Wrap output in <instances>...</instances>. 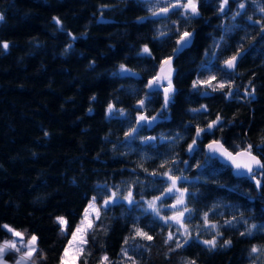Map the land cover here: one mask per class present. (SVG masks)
Here are the masks:
<instances>
[{"label": "trees", "instance_id": "trees-1", "mask_svg": "<svg viewBox=\"0 0 264 264\" xmlns=\"http://www.w3.org/2000/svg\"><path fill=\"white\" fill-rule=\"evenodd\" d=\"M240 2L246 8L233 21ZM219 3L201 0L200 16L185 23L179 15L170 14V19L151 16L145 0H0L4 16L0 42L10 45L7 51L0 48V241L13 239L2 227L10 224L25 237L34 234L39 238L37 246L43 255L36 253L37 264H60L91 198L96 196L100 204L109 194L98 185L119 186L121 196L132 186L141 205L120 201L102 209L101 219L88 232L78 264H100L105 254L112 264H131L122 248L138 264H185L189 260L196 264H264V256L256 259L249 254L253 245H264V231L241 236L247 225L223 224L233 216L239 221L243 214L248 224L264 225V177H256L262 182L258 189L249 178L234 176L230 166L217 158L205 163L204 149L214 139L231 151L251 143L254 154L264 160L255 147L264 144V31L248 19L264 20L259 11L264 0H229L224 13L219 12ZM54 17L63 22V30ZM173 21L180 31L194 33L190 46L172 61L176 95L162 117L139 132V139H128L124 134L140 114L137 101L150 91L145 87L147 81L176 48ZM158 29L169 32L171 38L157 39ZM217 42L223 45L222 52L214 48ZM145 44L152 50L151 57L140 55ZM241 46L244 55L236 69H224L223 60ZM214 51L218 59L212 58ZM121 64L137 75L121 74ZM211 74L217 81H233L232 96L226 95L228 88L192 87L198 77ZM252 87L255 93L246 98L245 89ZM109 103L125 109L127 119L109 116ZM162 104L161 91L146 101V114L160 113ZM202 105L206 111H190ZM217 115L223 118L222 129L202 134L197 150L189 153L196 127H205ZM144 137L157 139L145 144ZM172 137H177L175 142ZM173 159L176 164H171ZM166 160L169 164L161 168ZM168 167L173 175L188 177L179 186L195 193L188 198V207L196 210L192 221L201 226L200 236L197 239L192 232L183 248L164 242L176 225L169 228L150 210H143L144 202L161 195L167 186L151 173ZM172 201L164 199L163 204ZM213 205L220 206L216 212L210 211ZM206 211L223 233L213 250L200 242L213 235L202 227ZM163 215H169L167 210ZM57 217L67 220L66 231H61ZM117 223L126 231L116 251L111 235ZM134 225L153 240H132ZM177 239L183 243L179 234ZM225 239L232 244L220 247ZM5 258L14 261L12 254Z\"/></svg>", "mask_w": 264, "mask_h": 264}, {"label": "snow or ice", "instance_id": "snow-or-ice-1", "mask_svg": "<svg viewBox=\"0 0 264 264\" xmlns=\"http://www.w3.org/2000/svg\"><path fill=\"white\" fill-rule=\"evenodd\" d=\"M207 3V0H204ZM145 3L149 4V11L151 16L160 17L164 19H170V14L179 15L185 23H188L191 19H194L200 16V4L201 0H145ZM229 4V0H220L218 5V10L220 13H224ZM163 5V6H161ZM240 11L236 12L232 19L235 21L236 16L241 15L243 10L246 8L245 2H240L238 5ZM259 11L264 13V7H260ZM246 14V13H245ZM57 26L63 30V22L59 17L53 18ZM141 20L146 19V17L140 18ZM253 24H259L261 31H264V20L254 21L251 17L248 18ZM4 20V16L0 13V22ZM173 29L178 34V38L176 40V48L173 49V53L171 56H168L161 60L159 64V71L154 75L151 79H149L145 85L147 89L150 91L145 93L144 98L139 99L137 101V111L140 113L135 118L134 121H131L135 124L134 127H130L127 132H125V137L131 140L139 139V132L145 127H152L154 123L158 120V118L162 117L164 111L168 109L170 103H172L177 89L173 84V73L175 69L172 67V61L175 55L181 51L183 48L187 47L193 37V32L188 30L180 31L178 22L173 21ZM236 27V25H233ZM232 28H226L225 31H231ZM71 35V34H69ZM75 39V37H72ZM160 38H171L170 33L162 30H157V39ZM223 37H221V41H223ZM8 42H0V48L7 51L9 48ZM71 47V45H69ZM214 48L217 51L222 52L224 50L223 45L220 42H217L214 45ZM243 52L242 46L237 49V51L223 60L224 69L233 71L237 67V62L240 59ZM207 54V53H206ZM140 55L151 57L152 50L149 48L147 44H145L140 51ZM213 59H218L216 52L212 53ZM119 70L121 74H132L137 75L132 69L128 68L126 65L121 64L119 66ZM217 81V76L215 74H211L207 76L205 79H200L199 77L193 81L192 87L194 89H198L200 87L211 88L212 91H222L225 88H228L229 91L226 93L227 96H232L231 88L233 86V81L228 80H220L217 83H213ZM251 83V81L249 82ZM162 91L163 94V104L160 113L156 115L149 116L147 115V107L146 101H150L151 96L158 94ZM255 93V87H252L251 91L245 89V97H251ZM95 99V97H93ZM201 110L206 111L207 106L202 105L200 109H190L192 112H200ZM91 111V109H89ZM107 114L109 116H119L121 118L127 119V112L125 109L120 108L117 109L114 103H109L107 107ZM222 117L217 115L215 120H212L206 124L205 127H196L195 137L192 139V143L188 145L187 151L192 153L197 150L198 138L205 133H211L214 129L220 130L222 129ZM47 135V133H45ZM182 138V137H180ZM156 137H144L143 142L145 144H150L153 141H156ZM161 139H168L165 137H161ZM177 137H172L171 140L175 142ZM257 150H259L262 154H264V144L255 146ZM208 153L206 154L205 163L209 160H213L216 158H223L226 162H229L232 167L237 171V175H247L250 176L254 182L256 187L259 189L262 186V182L260 179H257V176L264 177V160H261L260 157L254 154V145L249 143L246 144L243 148H239V150L233 152L230 151L224 144L217 139L212 140L207 145ZM177 161L173 159L171 164H176ZM186 163V162H184ZM169 164V161H164L160 167L165 168L166 165ZM142 166V165H141ZM203 165L197 164L196 167H202ZM146 170V169H145ZM178 170V169H177ZM147 171V170H146ZM173 169L168 167L167 170L163 172H152L151 175L159 176L165 180L168 184V187L165 188L161 195L154 196L152 199L144 202L146 205L144 207V212H148L149 210L153 214L154 218L159 221H163L165 225H168L171 228L172 225H176V231L173 232L171 230L168 231L167 236L165 238V243L174 242L176 248H183L185 245L189 243L192 239V231L188 224L185 223L186 220H191L193 213L196 211L194 208L188 207V198L195 197V193L189 192L188 188H181L179 184L181 182L188 181V177L183 174L177 176L173 175ZM98 188L103 191H108L109 194L106 198L102 197V203L97 204V197L93 196L88 203L87 208L84 210V216L81 220L80 225L75 228V231L72 232V240L69 241V246L64 249L63 255L60 260V264H77L78 255L83 253L84 246L88 243L87 235L90 230L95 228V222L101 219V210L107 209L113 204H116L120 201H126L129 206L139 207L141 205L140 201H137L134 198L132 186H129L126 194L122 195L119 191V186H114L113 189H108L107 185H98ZM172 198L174 202L170 205L163 204L164 199ZM219 205H213L210 211L216 212L219 208ZM167 208L172 211L171 215H162V211ZM218 215H222V213L217 212ZM203 229L207 231H211L213 233L211 239H206L200 241L203 245H205L209 250H213L218 246V239L223 236V233L220 231L221 225L218 222L210 221L209 212L203 213ZM57 222L61 226V231H66L67 229V220L64 217H57ZM234 222H242L244 225H247L244 232H241L240 235H248L251 236L254 231H264V225H257L255 223L248 224V221L243 218V214L239 221L237 217L233 216L231 220L225 219L223 221L224 225L232 226ZM4 229L9 232L14 239L2 240L0 241V264H8L5 257L9 254H12L14 258V264H37L36 253L38 251L41 252V256L43 255L42 250L38 249L37 242L38 237L36 235H31L25 240L24 233L12 228L10 225H3ZM201 226H197L196 238L199 239L200 231L199 228ZM183 237V243H181L180 239H177V235ZM136 238H141L146 241H152L153 236L149 235L148 232L144 231L143 228L138 226H133V235L131 237L132 240ZM73 241L77 242V249L75 252L70 253V248L72 247ZM128 238H125V245L128 244ZM232 244V240L225 239L223 243L220 244V247H229ZM146 250V249H145ZM170 251H175V249H170ZM121 252L126 260L131 261V264H138V262L128 254L127 248H122ZM250 256L256 257L259 259L264 256V245H253L250 249ZM85 264L87 262L85 261ZM100 264H112V261L109 260L107 254L103 255L100 258ZM185 264H196L195 260L186 261ZM255 264V261H254Z\"/></svg>", "mask_w": 264, "mask_h": 264}, {"label": "rangeland", "instance_id": "rangeland-1", "mask_svg": "<svg viewBox=\"0 0 264 264\" xmlns=\"http://www.w3.org/2000/svg\"><path fill=\"white\" fill-rule=\"evenodd\" d=\"M161 6H163V5H161ZM149 7H150V5H148V9H149ZM235 151H237V150H235ZM235 151H233V152H235ZM218 160V159H217ZM224 165H226V164H224ZM232 170V169H231ZM235 176V175H234ZM237 177V176H236ZM250 180V179H249ZM251 181V180H250ZM252 182V181H251ZM168 187V184H167V186H166V188ZM180 187V186H179ZM164 201V200H163ZM174 202V200L172 201V203ZM164 203V202H163ZM171 203V204H172ZM167 210V213H169V215H171L172 214V211L171 210H169V209H167V208H165L163 211H166ZM163 211H162V215H163ZM169 211V212H168ZM84 216V215H83ZM65 218V217H64ZM83 218V217H82ZM82 220V219H81ZM81 223V222H80ZM185 223L186 224H188L189 225V227H190V229H191V231L192 232H194V233H196L197 232V226H196V224H194L193 223V221H192V219L191 220H186L185 221ZM5 225V224H4ZM7 225H10V224H7ZM80 225V224H79ZM11 226V225H10ZM12 227V226H11ZM12 228H14V227H12ZM15 229V228H14ZM17 230V229H16ZM18 231H20V230H18ZM125 231H126V228L125 227H123L121 224H116L115 225V230H114V232L112 233V235H111V239H112V242H113V246H114V248L116 249V251L120 248V245L122 244V240H123V236H124V234H125ZM25 236V235H24ZM30 237V236H29ZM27 238L28 237H25V240H27ZM13 239H14V237H13ZM71 240H72V237H71ZM69 246V245H68ZM67 246V247H68ZM77 247H78V245H77V242L76 241H73V244H72V247L70 248V253H72V252H75V250L77 249ZM78 257H79V255H78ZM78 257H77V264H78ZM6 259V258H5ZM7 262H8V264H14V261L11 263L9 260H7Z\"/></svg>", "mask_w": 264, "mask_h": 264}, {"label": "water", "instance_id": "water-1", "mask_svg": "<svg viewBox=\"0 0 264 264\" xmlns=\"http://www.w3.org/2000/svg\"><path fill=\"white\" fill-rule=\"evenodd\" d=\"M192 41H193V37H192ZM192 41H191V43H192ZM190 43V44H191ZM190 44L187 46V47H189L190 46ZM186 48V47H185ZM184 49V48H183ZM243 52H242V55H241V57H240V59L238 60V62L241 60V58L243 57ZM238 62H237V64H238ZM211 142V141H210ZM210 142H208L206 145H205V153L207 154L208 153V149H207V145L210 143ZM225 146V145H224ZM226 147V146H225ZM231 151V150H230ZM218 159V161L220 162V163H222V164H226V165H228V166H230V168L232 169V173L235 175V176H237V177H247V178H249L252 182H254V180L250 177V176H247V175H244V176H241V175H237V171L234 169V167H232L231 166V164L229 163V162H226L223 158H217Z\"/></svg>", "mask_w": 264, "mask_h": 264}, {"label": "bare ground", "instance_id": "bare-ground-1", "mask_svg": "<svg viewBox=\"0 0 264 264\" xmlns=\"http://www.w3.org/2000/svg\"><path fill=\"white\" fill-rule=\"evenodd\" d=\"M187 48V47H186Z\"/></svg>", "mask_w": 264, "mask_h": 264}, {"label": "crops", "instance_id": "crops-1", "mask_svg": "<svg viewBox=\"0 0 264 264\" xmlns=\"http://www.w3.org/2000/svg\"><path fill=\"white\" fill-rule=\"evenodd\" d=\"M7 260V259H6Z\"/></svg>", "mask_w": 264, "mask_h": 264}]
</instances>
